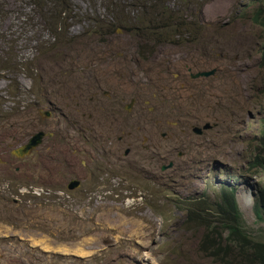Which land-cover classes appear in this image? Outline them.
Returning <instances> with one entry per match:
<instances>
[{"label":"rangeland","instance_id":"374dc122","mask_svg":"<svg viewBox=\"0 0 264 264\" xmlns=\"http://www.w3.org/2000/svg\"><path fill=\"white\" fill-rule=\"evenodd\" d=\"M187 1L66 0L52 31L0 0V264H231L199 250L222 190L264 242L260 1Z\"/></svg>","mask_w":264,"mask_h":264},{"label":"trees","instance_id":"16d2710c","mask_svg":"<svg viewBox=\"0 0 264 264\" xmlns=\"http://www.w3.org/2000/svg\"><path fill=\"white\" fill-rule=\"evenodd\" d=\"M22 0H20L21 2ZM29 1L33 7L34 12L37 11V17L42 20L43 17L49 16L48 21H44L43 27L49 28V30L53 31V26L51 20L57 21L60 14L66 12L69 9L68 2L66 0H27ZM156 2L157 0H153ZM182 9H191L190 3L187 0H180ZM207 0H197L196 7L199 10L200 7L206 2ZM259 5L257 6L256 10L254 11L251 19L253 23L258 25H264V0H259ZM195 3V4H196ZM47 9H53L52 12H45ZM59 9V11H56ZM178 15L175 12H169L168 10H161L157 16V23L156 25L161 23H173L175 25L172 28H176L174 30V36H179V31L181 29L187 28L192 24L194 19L192 18L193 15L191 10L189 11L187 17L182 18L185 22L183 27H180L176 19ZM34 21V20H32ZM64 22V21H63ZM151 24V23H150ZM171 24L169 25L171 27ZM60 30L62 31V26H59ZM181 28V29H179ZM57 31V32H58ZM177 33V35H176ZM59 34V32L57 33ZM162 38L166 35L160 34ZM171 39V38H170ZM155 40H160L158 35L155 37ZM168 40V39H166ZM163 41L160 40V42ZM261 60L262 66L264 67V48L261 51ZM10 66L7 62V59H3L1 61V68L4 70L8 69ZM3 69H0L2 71ZM254 212L255 216L258 221L264 222V188L260 189L257 192L255 201H254ZM217 209V223L221 230L226 233L224 246L222 245V237L221 233H214L211 230L212 235L205 238L200 246V252L209 255L215 260L220 262H225L224 260L231 263L236 259H245L249 264L253 262L257 264H264V242L256 241L251 238V236L245 230L243 225L242 214L238 208L236 199H235V191L234 190H222L220 194V200L216 205ZM215 228V227H214ZM223 246V248H222Z\"/></svg>","mask_w":264,"mask_h":264},{"label":"water","instance_id":"95a60500","mask_svg":"<svg viewBox=\"0 0 264 264\" xmlns=\"http://www.w3.org/2000/svg\"><path fill=\"white\" fill-rule=\"evenodd\" d=\"M214 74V71L210 72H202V73H197L194 75H191L192 78H199V77H208ZM48 116V113H45ZM211 126L207 123L205 124L202 128L199 127H194L193 132L197 135L201 134L203 130L210 129ZM45 136L44 132H38L31 136V138L28 140V142L24 145L22 152L24 153H29L32 151L35 147L40 145L42 143V139ZM173 166V163H169L168 165L162 166L161 170L164 171L166 169H169ZM79 185V182L76 180L70 181V183L67 185L68 190H73L77 188Z\"/></svg>","mask_w":264,"mask_h":264},{"label":"flooded vegetation","instance_id":"af4514ba","mask_svg":"<svg viewBox=\"0 0 264 264\" xmlns=\"http://www.w3.org/2000/svg\"><path fill=\"white\" fill-rule=\"evenodd\" d=\"M24 154H26V153H24Z\"/></svg>","mask_w":264,"mask_h":264},{"label":"bare ground","instance_id":"6f19581e","mask_svg":"<svg viewBox=\"0 0 264 264\" xmlns=\"http://www.w3.org/2000/svg\"><path fill=\"white\" fill-rule=\"evenodd\" d=\"M251 201V200H250Z\"/></svg>","mask_w":264,"mask_h":264}]
</instances>
